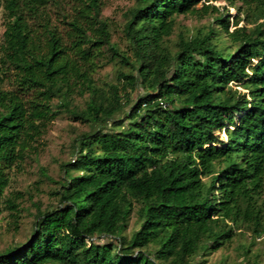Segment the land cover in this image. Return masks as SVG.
Returning a JSON list of instances; mask_svg holds the SVG:
<instances>
[{
    "label": "trees",
    "instance_id": "trees-1",
    "mask_svg": "<svg viewBox=\"0 0 264 264\" xmlns=\"http://www.w3.org/2000/svg\"><path fill=\"white\" fill-rule=\"evenodd\" d=\"M216 1L133 0L121 48L104 0H0V198L14 230L23 193H4L5 169L56 116L89 126L71 128L57 203H33L0 264H194L239 234L264 239V0ZM187 14L208 22L176 33ZM109 63L114 80L97 81Z\"/></svg>",
    "mask_w": 264,
    "mask_h": 264
},
{
    "label": "rangeland",
    "instance_id": "rangeland-1",
    "mask_svg": "<svg viewBox=\"0 0 264 264\" xmlns=\"http://www.w3.org/2000/svg\"><path fill=\"white\" fill-rule=\"evenodd\" d=\"M66 9H69L70 2L68 0H59ZM133 3V0H104L102 8L103 15L107 16L116 25L112 39L116 40L120 47H126V41L120 32L121 13ZM215 5H224V1L212 2ZM51 14L54 22L57 24L58 30L63 34L65 25L57 22L56 14L52 11ZM232 15L236 14L234 7H229ZM208 22V16L198 18L193 15H180L177 17V26L175 32L179 29H196L202 28ZM3 11L0 7V31H3ZM240 25H244L243 22ZM252 26V25H250ZM231 29L234 27L230 26ZM65 35V34H64ZM174 40L175 35L171 36ZM97 81H113L114 66L106 64L98 69L95 73ZM9 85L4 83L3 88H8ZM135 97V92L133 94ZM77 130H86L89 126L74 120L68 114H60L51 120L45 132L38 140L37 151L32 152L31 156L25 157L19 164L12 165L5 169L9 179L7 187L4 189L5 194L10 192L20 191L23 193L20 199L21 210L17 221L16 229H13V219L6 210L3 202V197L0 198V251L5 247L12 245L14 240H24L32 229L33 213L35 205L39 203L41 208L49 207L57 203L55 194L58 183L62 177L60 170L61 162H73L76 158L75 151L72 148V132L71 128ZM221 139L226 141V135L222 132ZM76 147V146H75ZM77 149V147H76ZM77 174V171H72ZM138 227L136 209H134L129 217L127 226L123 234L129 237L134 229ZM107 237L96 238L95 242H107ZM249 249V252H246ZM194 264H264V239L252 242V237L247 233L237 235L227 245L221 246L215 251L200 253L195 259Z\"/></svg>",
    "mask_w": 264,
    "mask_h": 264
},
{
    "label": "built area",
    "instance_id": "built-area-1",
    "mask_svg": "<svg viewBox=\"0 0 264 264\" xmlns=\"http://www.w3.org/2000/svg\"><path fill=\"white\" fill-rule=\"evenodd\" d=\"M160 103H161V106H162V107H165V106L167 105V104H166L164 101H162V100L160 101ZM143 105H145V103H144Z\"/></svg>",
    "mask_w": 264,
    "mask_h": 264
}]
</instances>
